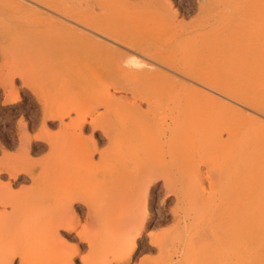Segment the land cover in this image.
Listing matches in <instances>:
<instances>
[{"label": "rangeland", "instance_id": "374dc122", "mask_svg": "<svg viewBox=\"0 0 264 264\" xmlns=\"http://www.w3.org/2000/svg\"><path fill=\"white\" fill-rule=\"evenodd\" d=\"M55 1L57 3L55 7H59L58 4L67 6L72 3L75 13L82 12L97 24L108 26L113 35L120 39H132L140 42L141 46L153 45L156 54L159 52L158 55L182 67V70H186L185 74L195 76L206 74L207 71L209 78L215 77V83L222 85L227 92H232V96L208 87L192 76L172 71L164 64H155L162 68V72L170 75L169 81L167 79L165 83L163 82L161 91L156 90L157 80L143 82L137 77L106 86L108 78L113 73L116 76L119 73L118 66L123 63L100 57L97 52L107 44L123 49L119 42L106 39L87 26L77 23L74 18L65 17L60 11L37 0L36 2L35 0H0L1 167L15 168L24 164L26 160L24 148L29 141L32 146L38 148L37 151H34V148L28 149L27 156L30 159L49 154L56 145L59 147L61 145L62 149H60L64 150V154L62 153V156L60 153L57 157V161L62 162L61 166L69 162L68 166L73 167L72 165L77 163L84 167V162L75 161L72 164L71 159L68 161L67 159L76 158V155L79 156L84 151L90 152L92 140L101 137L98 140L99 148L97 146L101 151L94 150L91 153L93 164L89 166L87 163L88 169L83 170L80 167L79 171L76 168L77 164H75L76 169L73 167L74 174L76 170L78 172L71 175L73 184L79 187L88 184V187H91H89L90 192L86 190L89 193L85 195V202L77 199L70 203L77 213L74 226L66 230L62 225L59 227L57 225L55 232L51 231L52 234L48 232L50 235L43 237L46 231L29 232L30 228H37V222L39 226L42 222L32 221V224H27L26 232H19L17 229L14 232L11 229L17 225L16 228L21 226L17 222L11 220L0 222V225L2 224L0 231L4 230L0 232V264H101L100 257L109 252L111 245L115 244L117 239L122 238L123 242L117 240L119 241L115 245L117 249L114 254H108V258L112 259L126 249V243L144 219L145 225L135 237L136 247L131 257L121 264L242 263L243 257L238 260L243 254L240 249H244V242L242 243L244 240L241 241L239 237L241 230L238 233L239 224H242L236 223L238 218L242 220L240 203L243 201L244 192L246 194L243 190L244 177L241 174L244 168L241 165L243 160L240 158L242 151L238 150L237 162L239 160L241 162L237 164L235 163L237 151L234 150L236 156L232 155L235 157L232 163L233 158L225 150L229 148L231 152L230 149L235 144L232 145L230 139L207 140L209 134L204 133L207 136L206 140L190 137L181 144L175 145L176 149H171L173 150L171 154L164 158L158 149L162 141L167 140L168 128L163 126L161 121H157L144 129L145 136H141L139 132L146 120L151 121L153 118L156 120L172 110L174 112L183 103L187 104L185 108L188 110L174 123H169V128L173 131L194 129L196 125H190L193 121L192 114L200 113L206 108L216 109L215 111L218 112V115H215L217 128H220L224 121L223 110L226 112L234 108L242 111L247 116L245 124L250 127L252 144L255 142L261 145V148H252L248 155L252 181L247 185V194L250 193L251 197L256 193L259 194V191L262 194L261 190L264 189V141H262L264 137V0ZM19 5L29 6L30 9L18 12L24 10L20 7L21 10L16 8ZM149 13L150 17H147ZM41 16L48 17V21L44 24L39 23ZM218 25L223 27L241 25L243 29L241 33L228 36L229 41L227 38L221 40L209 34V31ZM68 29L72 31L71 33L76 31L95 36L99 42L83 56L76 58L73 52L75 39L67 38L71 33L66 34V37L63 34ZM48 34L60 35L59 38L56 35L54 41L61 38L68 40L53 43L52 36ZM221 41L224 42V46L227 41V46L232 44L229 47L234 48L232 56L235 58L232 56L225 58L221 54L204 57L206 47L214 48L218 44L221 46ZM143 58L145 62L143 68L154 64L151 58L144 56ZM211 73L215 76L212 77ZM193 88L202 94L215 97V100L203 99L193 103L188 94ZM135 93L150 98V101L140 100L138 96H134ZM108 94L113 95L114 101L118 100L116 101L119 103L118 107L115 102H105ZM15 95H18L19 99L14 100ZM90 97L92 100L80 113L77 114L69 109L68 114L62 116L63 121L44 117L42 110L44 105L59 111L61 105L70 103L73 105ZM242 97H249V101L258 103L255 107L259 108L249 106L246 103L249 102L247 101L249 98H246V102H242ZM82 117H86L87 120L98 118L99 123L113 136L112 140L104 136L100 127L91 129L87 123L82 126L83 129H79L81 134L83 133L81 136L73 120ZM42 121L49 132L54 133L50 137L52 146L36 138ZM68 123L70 127L65 126ZM257 123L262 125L259 126ZM61 128L62 132L64 131L61 132L62 134L59 133ZM120 131L126 132L129 136L121 140L118 137ZM221 131V138H227L226 132ZM132 133L135 135H131ZM64 139L69 146L65 144ZM227 141L232 147L226 146ZM237 141L234 143L239 146L240 142ZM66 151L68 152L65 154ZM148 152L151 153L148 162L153 177L149 183H144L146 171L141 168L136 169L134 165L138 161L142 162L141 164L146 163L143 160ZM77 159H73V162ZM169 160L175 164L173 165ZM181 163L186 164L187 167L182 166ZM48 164L50 165L51 162ZM175 165L182 168H177ZM44 170L47 171V168ZM224 175L227 176L225 179ZM19 176L20 178H12L7 172L0 170V180L9 182L14 189L30 184L26 176L23 174ZM123 179L127 180L126 192H117L119 190L115 188L116 193H109L108 184L118 187L120 184L118 186L116 184ZM258 204L260 209L256 207L257 205L256 209L264 212V199ZM230 205L236 207L238 214H235L236 211L231 213L232 210L228 209ZM3 208L0 204V210ZM5 209L10 210V207L5 206ZM4 228L7 230L9 228V231ZM243 239H245L244 235ZM151 241H154V244H151Z\"/></svg>", "mask_w": 264, "mask_h": 264}, {"label": "bare ground", "instance_id": "6f19581e", "mask_svg": "<svg viewBox=\"0 0 264 264\" xmlns=\"http://www.w3.org/2000/svg\"><path fill=\"white\" fill-rule=\"evenodd\" d=\"M32 1H34V0H32ZM35 2H36V0H35ZM37 2L43 3V4H45L48 7H52L54 9H56L57 11H60V13L63 14L65 17L74 18V20L77 23L82 24L83 26H87L93 32L95 31L98 34H101V35L105 36L106 39H111V40L114 39V40H116L117 42H119L123 46V49H119V48H116V47H114V46H112L110 44H107V45L104 44L105 46L100 48L101 51L98 50L99 52H97L100 57H107L109 59H115V62L123 63L121 66L120 65L118 66L119 67L118 68L119 69L118 70L119 73L116 74V76H114L115 74L113 73L109 77L110 80L108 78L107 83H105L106 86L116 85L117 83H120V81L122 82L123 80H127V79L133 78V77H137V78L140 79V81H143V82L144 81L147 82V81H149L151 79L157 80L158 84L156 86V88H157L156 90L157 91H161L163 89V86H164L163 82L165 83L170 75L165 73L164 71L162 72L161 71L162 68L160 69L159 66H157L158 64L159 65L160 64H164L167 67H169L172 71L173 70L177 71V73L179 72L180 74H185L186 73L185 72L186 70L185 71L182 70V67H179L177 64H174V63L170 62L165 57L158 55L159 52L156 54L154 49H153V47H152L153 46L152 44H151L152 46H150V44L147 45V46H141L140 42H136V41H134L132 39H120L117 36L113 35V33L111 32V28H109L108 26L97 24L96 22L92 21L87 15L83 14L82 12L81 13H75L74 7L71 6L72 3L67 5V6H61V4H58L59 7H55L54 5L57 4L55 0H37ZM19 7L24 9V10L23 11H18V12H24L25 10L30 9L29 6L25 7L23 5H19L16 8L20 9ZM18 9H16V10H18ZM145 15H144V18L147 19L145 17ZM146 16L150 17V13H149V15H146ZM46 21H48V17H43V16L39 17V23L44 24ZM242 29L243 28L241 27V25H234V26L233 25H229V26H226V27H223L222 25H218L217 27L212 28L209 31V34L212 35V36H217V37H219L222 40V38H227L228 36L230 37L231 35H235L237 33H241ZM69 30L70 29H68L66 33L63 32V34H65V37L68 35V33L70 34L72 32L71 30L70 31ZM75 32L76 31H74V33H71V36H68L67 38L71 39V37H72V39H75V41H76V43L74 42V44H75L74 50L75 51H73V52H74V56L77 58V56L78 57L83 56L87 52V50L92 48L99 41L95 38V36H92V35H89V34H86V33H81L80 34L78 32H76V33ZM74 34H75V36H74ZM56 35H57V38L60 37V35L55 34V36ZM72 35L74 36V38H73ZM48 36H52L51 38H53V40H52L53 43H55V41H61V40L62 41L60 43H62L63 40L65 39V38L64 39L61 38V40L57 39V40L54 41V37H55L54 35H52V34L49 35L48 34ZM48 36H47V39L49 38ZM61 36H63V35H61ZM237 36H239V35H237ZM233 37L232 38L235 39V36H233ZM66 40H68V39H65V41ZM227 40L229 41V38H227ZM49 42H50V40H49ZM226 43H225L226 46H224V42H222V44H221L222 47L219 46L220 44L216 45V47H214V48L206 47L205 51H204V57L207 58V57H210V56H216V55L221 54L225 58H230V56H232L233 53H234V48L232 46L229 47V45H232V44H228V46H227ZM235 45L236 44H234L233 46L236 47ZM130 51L135 52V54L131 53ZM143 56L147 57V58H151L154 64L153 65L150 64L149 65L150 67L146 66L145 68H143L144 64H145V62L143 61V59H144ZM233 57L234 56H232V58ZM104 62H106V61H104ZM221 62L219 64H221ZM155 64H157V65H155ZM122 66H124V67H122ZM198 73H200V72H198ZM185 75H189V74H185ZM192 75H189V77H191ZM213 75H214V73H213ZM213 75L211 73L212 77H213ZM112 76H113V78H112ZM193 77L196 80H198L199 82H201L202 84H204V85H206L208 87H211V88H213L215 90H219V91L221 90L222 93H224L225 95L232 96V92H229V91L227 92L226 88L222 87V85L220 86V85L215 83L216 82V81H214L215 77H214V79L209 78V76L207 75V71H206V74L202 73V74H199V75L192 76V78ZM168 81H169V79H168ZM219 83H221V82H219ZM181 84L182 83H180V85ZM184 86H182V87H184ZM117 87H115V88H117ZM188 87H189V85H188ZM185 88L187 89L186 86H185ZM185 88H184V90H186ZM193 89H192L191 93H188V94H190V99L192 100L193 103H196V102H198L200 100H203V99H205V100L208 99L210 101H214L215 100V97H213V96H211L209 94H202L199 90H197V89L193 90ZM222 89L225 90V91H223ZM232 90H233V88H232ZM184 92H183V94H184ZM179 93H180V91H179ZM177 95H179V94H177ZM180 95H181V93H180ZM38 96L40 98V95H38ZM134 96L135 97L138 96L137 98H139L140 100H144V101L147 100V102L150 101V98H148L146 96L137 95L136 93L134 94ZM182 96H184V95H182ZM187 97H188V95H187ZM91 98L92 97H90L88 99H85V100H82L79 103H73V105H70L71 104L70 103V104H68L69 106L68 105H61V108H60L59 111L58 110L54 111V110H52V108L48 107V105L47 106L44 105L43 109H42L43 112H44V117L45 118L46 117L47 118L48 117L49 118H58V119H60V121H63L62 116L64 114L66 115V113L68 114L69 109H72V111H74L75 113L78 114L84 108V106L87 105L92 100ZM246 98L248 99L249 97H246ZM246 98H243L241 101L242 102H246V100H247ZM13 99L17 100V99H19V96L15 95ZM182 99H183V97H182ZM239 99H241V98H239ZM249 100H250V98L247 101H249ZM116 101H118V100L114 101L112 94L106 95V98H105V102L106 103L115 102V105H117V107H118L119 103L116 102ZM246 103H248V105L252 106V107H255L258 104V103L256 104V102H253V100L251 102L249 101V102H246ZM183 104H182V106L180 105L181 107L179 106L180 108H176L175 109L176 111L172 112L173 111L172 110L167 115L165 114V115L161 116L160 118H157L156 120H155V118H153L151 121H147L146 120L141 125V129H140V132H139L140 135L143 136L145 134V131H144L145 128H147L150 125H154V123H157V121H161L162 125L166 126L168 128V131H169V133L167 132L169 134L167 136V140H163L160 149H158V152L161 153V155L164 158L167 155L169 156L171 154V152L174 149H176L175 145L181 144L185 140L190 139V137H192V138H194L196 140L197 139H201V141H203V139L206 140L207 136H209L208 137L209 139H207V140H210V139L214 140L213 138H215V139H217V141H220L221 139H222V141L223 140L225 141L226 139H228V140L230 139L232 145L235 144L234 147H232V145L229 144V141H227L228 144H226L227 142H225L227 147H229V146L232 147V149H230L231 152H229V150H228L229 148H227L225 150V152L228 151L230 157H232V155L237 154L238 150L242 151V155L240 156V158H242V160H243V164H241V165L244 168L242 169V173L241 174H243L244 182H245V187H244V189L243 188L242 189L244 191H246V194L244 192V196L242 197L243 201L240 200L242 203L239 202L241 204V209H242V212H241V209H239L240 210L239 212H241L240 213V217H242V220H240L238 218V222H236V223H241L242 224V225L239 224V226H240V227H238L239 231L238 230L237 231L239 233L240 230H241V233H240L241 236H239V237H240L241 241L244 240V241H242V243L244 242L243 243L244 244V249L243 248L240 249V251L242 250L241 252H243V254H241V256L238 257L240 259H238V258L237 259L241 260V258L243 257L242 260H244V261L241 260L242 263H240V264H264V212H263V210H259L260 209V205L258 204V202L263 201V199H264V191H263L264 189L261 190L262 194H260V191H259L258 192L259 194L256 193L252 197H251L250 193L247 194V185H249V183L252 181L251 180V175H252L251 173L252 172H251V167H250L251 165L249 166L248 165V161H247V159H249L248 155H249L250 150L252 148H261V145L255 143V142H254V144H252L253 140L251 142L250 133H249V128L250 127H248L245 124L247 116L242 111L234 109V108H232L233 110H227L226 112L223 110L222 115H223V120L224 121L222 123V126L220 128H217L215 126L216 125V121H217V120H215V118H216L215 115L218 112L215 111L216 109L214 110V109L206 108L203 111H201L200 113L197 112L196 114H192L193 116H191V117H193V118L191 120H193V121H191L190 118H189V121H191L190 125H196V127L194 129H192L190 131H186V129L185 130L184 129L183 130L180 129L178 131H173V130H171L169 128V126H170L169 123H174L178 117H180L185 111L188 110L187 108H185L187 106V104L186 103H183ZM257 107H255V108H257ZM45 118H43V119H45ZM73 121L77 124L78 130L79 129L81 130L82 126L85 123H87V124H89L91 129H94L96 127H100L101 130L103 131L104 136L108 137L109 140L113 137L107 132V130L104 128V126H102L99 123L98 118H91L90 120H87L86 117H82L80 119H75ZM43 123H44V121H42V125L40 126L39 133H38L36 138L39 139L40 141H44L47 144H50L52 146L50 137L52 136V134L54 135V133L49 132L48 128ZM61 123H63V122H61ZM70 124H71V122H70ZM70 124L68 123V125L66 124L65 126L66 127L67 126L70 127L69 126ZM257 124H259V126L262 125L260 123H257ZM253 129H255V128H253ZM65 130H66V128H65ZM221 130L226 132V134L228 135L227 138H225V139H223V137L221 138V136H220V134L222 133ZM59 131H60V129H59ZM59 131H57V132H59ZM258 131L260 132V130H258ZM61 132H62V128H61V131L59 133H61ZM250 132H251V129H250ZM204 133H205V135H207V133L209 135L205 136ZM79 134H81V131L79 132ZM202 134L204 135V137H203ZM131 135L134 136L135 134L132 133ZM81 136H83V133L81 134ZM128 136L129 135L126 132H124V131H120L118 133V137L121 138V140H122V138H127ZM254 136H252V137H254ZM138 137H139V135H138ZM201 137H203V138H201ZM232 138H233V140H231ZM99 139H101V137H98L96 140H94V139L92 140L90 152H85L84 151L82 154H79V156L76 155V158H78V159L74 160V162H73V159H76L75 157L74 158H69V159H67V161L71 159L72 164H74L75 161L84 162V167H83V165L80 166L81 164H77V163H75V164H77V166L79 165V167L76 166V168H78V171H79L80 167L83 170H85L84 168H87L88 165L90 166L91 163L93 164V161L91 160V153H93L94 150H98L99 152L101 151L100 149H97V146L99 148V144H98L99 143L98 142ZM263 139H264V137H263ZM263 139H262V141H264ZM77 140H76V142H77ZM236 140H238L237 142H240L241 145H240V143H238L239 146H236L237 143H234V141L236 142ZM63 141H65V139ZM69 142H71V141L69 140ZM65 144H67V142ZM237 147H240V148L239 149H235ZM29 148L30 149L34 148L33 149L34 151L38 150V148H35L34 146H32V144L29 141L26 144L25 148H24L25 149V153H26L24 155V159H26V160H25L24 164H21V166L19 165V166L13 168V167H10V166H8V167L7 166H2L1 167V165H0V170H4L12 178H17V177L20 178L19 175L23 174L24 176H26L30 180V182H29L30 184H24L22 186H19L16 189L12 188V186H11V184L9 182L6 183V182H3V181L0 180V204L4 207L3 209L0 210V222L2 223V222H6V221L11 220V222L19 223L21 226H19L18 228H16L18 226L17 224H16L17 226L15 228L11 227V229H13L14 232H15L16 229L19 232L20 231L24 232L25 230H28V229H26V226H27V224H32L33 223L32 221H34V222H37V221L42 222L41 226L38 225V222L36 223L37 224L36 225L37 226V228H36L37 230L36 229H31L29 227L30 228L29 232L30 231H36V232L37 231H39V232L46 231V235H44V233H40L41 235L42 234L44 235V236L42 235L43 237L50 235V234H48V232H50L51 234L53 232H55L56 229H57L56 228L57 225H58V227L60 225H62L66 230L71 229L74 226V223L76 222L77 213H76V211L74 209H72L70 203L71 202L72 203L75 202L77 199L85 202V195L87 193H89L90 190H91V189L89 190L90 186L88 187L87 183H86L87 184L86 186L83 185V186H80V187L77 186L76 184H73L74 181H72V179H70L71 175H75L76 173H78L77 170H76L75 171L76 173L74 174V170L76 169L75 168V164L72 165L75 168L74 169L73 167H71V165L70 166L67 165L69 163L67 161H66L67 164L64 163L67 166H65L64 164H62L63 166H61L60 164L62 162L59 163L57 161V157L59 156V154L60 153L62 154L63 151H64V150L63 151L61 150L62 149L61 145H60V147L56 145L55 148H53L52 152H50L49 154H43L42 157H39V158H36V159H30V157L27 156ZM171 149H173V150H171ZM234 150H235V152L237 151L235 154H234ZM240 151H239V153H240ZM67 152L68 151H66L65 154ZM102 152H103V150H102ZM63 154H62V156H63ZM238 155L239 154H237V156L235 155L236 156L235 163L237 162V157H239ZM150 158H151V153L148 152V153H146L144 155V160H143V161H146V163L141 164L142 162L138 161L134 165L135 166L134 168H136V169L137 168H141L142 170L146 171V177H145L144 183H149V180H152V177H153V174L150 172V170H151L150 163L148 162L150 160ZM232 158H233V160L230 159V158L229 159L232 160V163H234V158L235 157H232ZM50 160H52V161H50ZM49 162H51L50 165L48 164ZM170 162L172 163V161H170ZM239 162H241V161L239 160ZM239 162H237V164ZM87 163H88V165H87ZM172 164L174 165L175 163H172ZM237 164H234V166L237 165ZM85 165H86V167H85ZM181 165L182 166L183 165L186 166V164H182V163H181ZM175 166H177V168L180 167L178 165H175ZM68 167H71V168L68 169ZM186 167H184V169ZM236 167H238V166H236ZM46 168H47V171L44 170ZM180 168H182V167H180ZM42 170H44L46 172H44ZM230 172H232V171H230ZM226 175H230V174H226ZM226 175H224V179L227 177ZM228 177L231 178L230 176H228ZM232 177H233V173H232ZM126 182H127V180L123 179L122 182L116 184L117 186L120 184L118 187H115V185L113 186L111 184H108L109 185L108 186V191H110L109 193H111V194L116 193L115 188H117L119 190L117 192H126V190L128 189V187L126 186ZM86 190L89 191V192H86ZM112 192H114V193H112ZM5 206H9L10 210H6ZM255 206L257 208L259 207V209H256ZM233 207L234 206L230 205V207L228 208L229 210H232V212L230 211L231 213H234L236 211V209H235L236 207H234L235 210H233ZM65 209H67V210H65ZM237 212H238V210L235 212V214ZM235 214L233 215V217L235 216ZM242 214H243V216H242ZM233 219H235V218H233ZM231 221H233V220H231ZM234 222H232V223H234ZM23 223H26V224H23ZM144 223H145V219H144V221L141 224H139L135 228L134 234H132V236L130 237L129 242L126 243V249L122 253L113 256L112 259H109L108 258V254H114L116 249H117V246H115V245H117L119 241H120V243L123 242L122 238H121V240L117 239V240H119L118 242L116 240L117 244L113 243L111 245V248H110L109 252L107 254H105L104 256L100 257V259L102 261L101 264H111V263L112 264L113 263L121 264V263L127 262L129 260V258L131 257L133 249H135V247H136L135 237H137V235L140 233L141 228L144 227L143 226V225H145ZM22 225H24V227ZM124 225H125V223H124ZM120 226L123 227L122 225H120ZM232 226H234V225H232ZM118 227H119V225H118ZM5 230H7V229H5ZM242 230L244 231V234H243ZM7 231H9V228H8ZM51 231H53V232H51ZM2 232H4V230ZM37 235H39V234L37 233ZM243 235H244L245 239H243ZM28 237L32 238V236H28ZM33 238H34V236H33ZM36 238H38V237H36ZM34 241H36V240H34ZM38 241H39V239H38ZM237 242H239V241H237ZM151 244H154V241H151ZM239 244H241V242ZM120 245H118V246H120ZM242 246L243 245H240V247H242ZM33 248H35V247H33ZM238 249H239V247H238Z\"/></svg>", "mask_w": 264, "mask_h": 264}]
</instances>
